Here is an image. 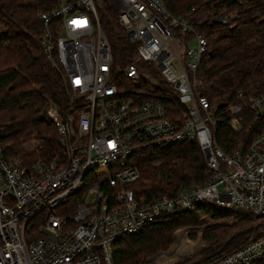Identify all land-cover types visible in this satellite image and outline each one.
Returning a JSON list of instances; mask_svg holds the SVG:
<instances>
[{
	"label": "built area",
	"instance_id": "2783aa9c",
	"mask_svg": "<svg viewBox=\"0 0 264 264\" xmlns=\"http://www.w3.org/2000/svg\"><path fill=\"white\" fill-rule=\"evenodd\" d=\"M214 4L176 17L166 0H60L40 13L43 51L68 99L46 109L61 153L27 165L4 159L0 148V264H113L117 240L166 213L202 206L256 217L246 244L210 264H257L264 257V91L228 108L235 132L249 113L251 120L245 139L227 154L216 134L221 107L202 94L197 75L209 41L196 25L235 19ZM99 14L134 49L125 67L114 65ZM119 75L126 78L121 88ZM163 83L175 92L174 113ZM185 141L203 152L206 182L172 196H138L143 156Z\"/></svg>",
	"mask_w": 264,
	"mask_h": 264
},
{
	"label": "trees",
	"instance_id": "16d2710c",
	"mask_svg": "<svg viewBox=\"0 0 264 264\" xmlns=\"http://www.w3.org/2000/svg\"><path fill=\"white\" fill-rule=\"evenodd\" d=\"M59 1L0 0V148L4 159L17 158L31 165L41 160L49 162L61 153L57 128L46 109L51 101L65 104L68 99L60 71L44 54L40 19L41 12L52 10ZM209 2L215 3L216 11L235 16L225 24L196 25L209 41V51L197 72L203 84L201 92L211 104L221 107L216 134L228 154L245 139L247 121L251 120L249 113L242 130L235 132L228 108L245 105L251 96L264 91V0H166L169 12L176 17L192 8L199 13ZM99 18L112 47L114 65L125 67L135 56L132 45L114 21L103 14ZM125 79L121 75L116 78L119 88ZM162 86L173 98L164 100L174 113L178 104L175 92L165 83ZM30 131H35L40 141L34 150L22 146V137ZM140 161V178L134 185L138 196H172L182 188L203 184L210 176L203 152L191 141L152 151ZM155 161L161 162L159 167L146 164ZM206 214L213 219L234 217L237 222L206 228L202 240L208 248L201 253L203 263L196 264H210L244 246L256 231V217L243 211L202 206L170 212L141 232L114 242L113 264H146L158 252L168 250L179 228H196ZM257 264H264V257Z\"/></svg>",
	"mask_w": 264,
	"mask_h": 264
},
{
	"label": "rangeland",
	"instance_id": "374dc122",
	"mask_svg": "<svg viewBox=\"0 0 264 264\" xmlns=\"http://www.w3.org/2000/svg\"><path fill=\"white\" fill-rule=\"evenodd\" d=\"M202 8H208V5H206V7H201V9ZM130 84L132 85V83ZM39 143L40 141L35 131H30L22 137V146L26 147L28 150H34ZM146 164L159 167L161 162L155 161ZM236 222L237 219L234 217L213 219L210 214L203 215V217L200 218V224L196 228L182 227L175 232L174 241L168 250L158 252L154 255L158 258L157 264L203 263L205 257L201 256V253L204 249L208 248L202 240L206 228L214 224H233ZM253 235L254 234H252V236ZM148 261L146 264H148ZM153 263L154 262H152V264Z\"/></svg>",
	"mask_w": 264,
	"mask_h": 264
},
{
	"label": "water",
	"instance_id": "95a60500",
	"mask_svg": "<svg viewBox=\"0 0 264 264\" xmlns=\"http://www.w3.org/2000/svg\"><path fill=\"white\" fill-rule=\"evenodd\" d=\"M225 23H226V22L224 21V24H225ZM156 257H157V256H153L151 259H149V261L154 260Z\"/></svg>",
	"mask_w": 264,
	"mask_h": 264
}]
</instances>
